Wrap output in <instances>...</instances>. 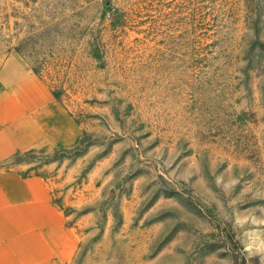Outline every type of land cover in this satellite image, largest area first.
Returning a JSON list of instances; mask_svg holds the SVG:
<instances>
[{
  "label": "rangeland",
  "instance_id": "1",
  "mask_svg": "<svg viewBox=\"0 0 264 264\" xmlns=\"http://www.w3.org/2000/svg\"><path fill=\"white\" fill-rule=\"evenodd\" d=\"M14 56L72 133L7 164L54 181L68 264H264V0H0Z\"/></svg>",
  "mask_w": 264,
  "mask_h": 264
},
{
  "label": "crops",
  "instance_id": "2",
  "mask_svg": "<svg viewBox=\"0 0 264 264\" xmlns=\"http://www.w3.org/2000/svg\"><path fill=\"white\" fill-rule=\"evenodd\" d=\"M55 107L46 83L9 58L0 72V264H68L80 247L52 178L7 165L26 151L69 142Z\"/></svg>",
  "mask_w": 264,
  "mask_h": 264
}]
</instances>
